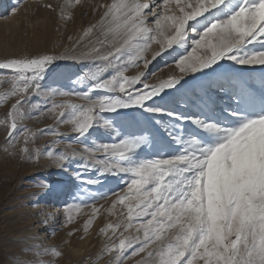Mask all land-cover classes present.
I'll return each mask as SVG.
<instances>
[{
	"label": "snow or ice",
	"instance_id": "6c2138e0",
	"mask_svg": "<svg viewBox=\"0 0 264 264\" xmlns=\"http://www.w3.org/2000/svg\"><path fill=\"white\" fill-rule=\"evenodd\" d=\"M70 3L68 0L62 9ZM99 8L103 9L99 20L84 30L85 35L99 33L85 53L97 67V72L81 78L91 81L88 91L43 88L48 66L56 59L53 55L0 62V70H6L0 83L10 84L0 94V102L15 98L7 113L6 142L15 147L20 122L28 117L24 106L33 95L48 99L76 96L84 103L53 104L49 111L62 109L57 122L71 126L79 149L69 142L58 152L46 147L33 154L26 146L29 136L25 128V146L19 152L25 160L46 155L64 171L75 164L98 176L126 177L123 192L111 194L115 196L112 208L119 204L126 211L116 223L100 230L111 243L104 253L114 254L117 264L133 246V256L146 254L139 264H264V74L256 79L246 75L243 67H234L264 69V0H110ZM61 17L67 19L69 13L62 11ZM153 44L159 48L148 59L145 54ZM166 48H182L187 54L180 55L176 66L184 75L191 73L193 80L201 81L198 91L186 96L194 111H178L157 100L169 95L166 89L181 93L188 84L184 75L154 85L144 82L149 65ZM197 50L202 54L194 56ZM141 63L145 71L125 75L129 67L139 69ZM109 70L114 74L102 79ZM96 91L105 94H90ZM130 107L160 116L156 124L167 117L166 136L123 135L105 116H118L119 110ZM96 128L105 130L115 142L83 143ZM41 134L63 135L50 127ZM60 143L59 139L52 141L53 145ZM149 144L156 149L155 155L139 158V150ZM74 176L82 184L97 182L81 172ZM78 199L79 203L65 206L67 223L73 219V208L79 211L89 206L83 197ZM97 211L92 205L93 216L86 221L85 230ZM109 213L113 214L112 209ZM130 229L136 235H125ZM33 248L36 256L61 255L54 247L40 251L39 245L25 251Z\"/></svg>",
	"mask_w": 264,
	"mask_h": 264
},
{
	"label": "rangeland",
	"instance_id": "374dc122",
	"mask_svg": "<svg viewBox=\"0 0 264 264\" xmlns=\"http://www.w3.org/2000/svg\"><path fill=\"white\" fill-rule=\"evenodd\" d=\"M17 2L18 5H12L11 0H0V62L13 57L53 55L56 59L48 66L42 81L43 88L59 92L88 91L91 81H82L81 78L97 72V67L85 53L90 51V45L96 42L99 33L85 35L84 30L99 20L103 11L99 5L109 3L110 0H80L79 4L71 0L70 6L66 9H62L61 6L68 0H17ZM49 4L52 8L45 7ZM65 10L69 13V18L62 19L61 12ZM158 48V45L153 44L151 50L145 54L146 58L151 59L152 53ZM186 54L182 48L176 50L166 48L149 65L147 75L143 78L144 82L154 85L170 76L184 75L175 61L180 55ZM201 54L202 50L193 53L194 56ZM221 63L231 64L230 61ZM234 67H243L246 75L256 79L264 74L261 66ZM138 71H145L142 63L139 69L129 67L125 75L134 76ZM4 74L6 70H0V75ZM113 74L109 70L104 72L101 78H110ZM184 79L188 80V84L181 93L166 89L169 95L165 96L163 101L157 98L158 102L178 111H194L186 96L191 97L193 92L198 91L201 81L193 80L191 73L184 75ZM136 87L140 88L142 85L137 84ZM9 88L10 84L0 83V94ZM90 94L97 96L105 93L96 91ZM14 102L13 97L0 102V264H20L21 261H30L32 264H36L37 261H43L44 264H117L114 254L103 252L104 247L111 246V243L100 230L109 223H116L121 212L126 211L119 204L112 208L115 196L111 195L123 192L126 187L123 181L126 177L98 176L94 172H84L75 164L70 170L64 171L57 168L46 155L39 159L25 160L21 158L19 152V149L25 146L22 134L25 128L29 136L26 146L33 154L36 151H44L46 147L58 152L69 142H72L73 148L79 149L80 145L75 143V134L71 132V126L57 122L56 117L62 109L52 111L49 109H52L53 104L66 105L84 101L69 95H55L51 99L39 94L33 95L29 104L24 106L23 110L28 117L20 122L22 127L16 134L15 147H11L5 138L9 123L7 113ZM105 116L113 121L123 135L152 133L157 139L160 134L166 136L164 125L168 123V118L164 117L161 124H156V120L161 119L160 116L152 117L137 107L121 109L118 116L115 113H105ZM49 127L63 135L59 137L42 135L41 130ZM57 139L62 143L53 145L52 141ZM93 141L115 142L109 133L100 128L91 130V134L83 143L91 144ZM155 153L156 149L151 144L145 145L139 150V158H149ZM76 172H81L86 179L97 182L82 184L75 179ZM105 194H107L105 198H100ZM93 195L97 197L95 200L91 199ZM78 197L87 200L89 206L82 207L79 211L73 208L71 210L73 219L71 223H67L65 206L79 203ZM92 205H95L98 211L85 230L86 221L93 216ZM109 209H112L113 214L109 213ZM125 235L136 233L130 229ZM140 235L142 237V233ZM113 239L118 243L116 237ZM33 245H39L40 251L54 247L61 255L53 256L49 252L36 256L35 248L32 251H25ZM134 247L126 250L127 258L120 264H139L142 258H145V253L133 256L131 253ZM74 251L83 252V255L80 254L78 257L79 253L75 254Z\"/></svg>",
	"mask_w": 264,
	"mask_h": 264
},
{
	"label": "bare ground",
	"instance_id": "6f19581e",
	"mask_svg": "<svg viewBox=\"0 0 264 264\" xmlns=\"http://www.w3.org/2000/svg\"><path fill=\"white\" fill-rule=\"evenodd\" d=\"M11 2H12V5L13 4H15V5H18V2H17V0H11ZM1 6V5H0ZM6 31H7V29H6ZM50 242H52V240H49ZM68 248H70V246H68ZM72 249V248H71ZM73 251V250H72ZM74 253L76 254V253H79V255H78V257H80L81 255H83V252H78V251H74ZM81 254V255H80Z\"/></svg>",
	"mask_w": 264,
	"mask_h": 264
}]
</instances>
